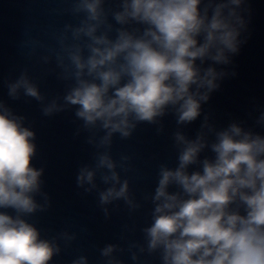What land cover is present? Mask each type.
Wrapping results in <instances>:
<instances>
[{"label": "clouds", "instance_id": "1", "mask_svg": "<svg viewBox=\"0 0 264 264\" xmlns=\"http://www.w3.org/2000/svg\"><path fill=\"white\" fill-rule=\"evenodd\" d=\"M62 2L68 7L59 11L72 21L51 32L54 44H24L63 91L43 93L27 68L3 83L10 100H35L44 117L72 112L75 136L85 134L93 149L76 186L95 194L105 221L120 202L130 217L151 206L142 239L128 236L135 223L123 225V244L99 248V264H125V254L133 264L153 256L160 264H264V135L244 121L218 128L210 114L194 138L184 131L221 82L237 75L228 66L248 41L250 0ZM169 114L176 164L160 163L154 189L138 199L127 174H140L132 156L114 158V137L130 139L141 124L161 134ZM26 120L0 98V264H51L77 240L67 229L42 235L30 222L52 201L44 168L32 163L37 136ZM254 125L264 129V110ZM71 264L90 262L79 255Z\"/></svg>", "mask_w": 264, "mask_h": 264}, {"label": "water", "instance_id": "2", "mask_svg": "<svg viewBox=\"0 0 264 264\" xmlns=\"http://www.w3.org/2000/svg\"><path fill=\"white\" fill-rule=\"evenodd\" d=\"M67 7L68 4L62 0H0V98L17 114L27 117L26 126H30L37 136L38 156L32 163L37 168H44V191L49 194L52 207L46 213L31 217L30 222L48 237L65 229L77 233V240L64 248L51 264H71V260L79 255H86L90 264H99V248L106 243L123 244L120 240L123 225L135 223V234L128 236L130 239H142L140 228L145 226L151 206L146 205L130 217L123 202H120L119 209L113 212L110 220L105 221L95 194L84 195L83 190L76 186L77 169L81 164L91 162L93 149L84 143L85 134L75 136L79 122H73L72 112L44 117L35 100H10L3 83L4 80H14L27 68L43 93L63 91L62 83L54 76L45 75L50 66L39 64L36 57H28L29 46H25L24 42L39 39L53 45L51 32L72 21L71 16L59 11ZM250 7L248 41L232 58V65L228 66V71L234 70L237 75L225 78L220 89L202 105L201 117L184 128L189 137L194 138L203 114H210L211 122L218 128L226 127L232 120L244 121L245 127H252L264 135V129L254 125L255 117L264 110V0H250ZM163 125L164 132L161 134H157L155 126L141 124L130 139L114 137V158L119 159L120 154L132 156L131 163L140 174L139 180L135 179V172L127 174L132 177L131 187L138 199L154 189L160 163L169 167L176 164L171 139L177 127L175 116L169 114L164 117ZM204 155L212 154L205 152L202 158ZM121 258L125 264H133L127 254ZM142 260L144 264H160L156 256L142 257Z\"/></svg>", "mask_w": 264, "mask_h": 264}]
</instances>
